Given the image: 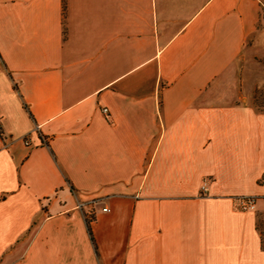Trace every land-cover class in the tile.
<instances>
[{
    "label": "crops",
    "instance_id": "1",
    "mask_svg": "<svg viewBox=\"0 0 264 264\" xmlns=\"http://www.w3.org/2000/svg\"><path fill=\"white\" fill-rule=\"evenodd\" d=\"M261 7L0 0V264H264Z\"/></svg>",
    "mask_w": 264,
    "mask_h": 264
},
{
    "label": "rangeland",
    "instance_id": "2",
    "mask_svg": "<svg viewBox=\"0 0 264 264\" xmlns=\"http://www.w3.org/2000/svg\"><path fill=\"white\" fill-rule=\"evenodd\" d=\"M263 7H261V11L259 13V19L257 22V26H256V33L255 36L257 38H259L260 40L264 39V0H259ZM250 43H248L249 46ZM245 53L241 54V57L239 58V68L237 70L236 73L232 74L233 76L230 77V82L228 84V89L229 86L232 84L233 80L236 79V77L238 78V80L241 79V75L244 76H248L249 78H252L256 81V79H259V83L263 82V74H264V69L262 70V72L260 71L262 68L259 67H255L253 68L252 65L249 64L248 61V57H246ZM246 57V58H245ZM253 68V69H252ZM230 90V89H229ZM252 103L253 105L264 111V93L263 90L260 89H255L254 93H253V99H252ZM257 229L259 230V233L261 234V240L264 244V219L259 217L258 221H257Z\"/></svg>",
    "mask_w": 264,
    "mask_h": 264
},
{
    "label": "built area",
    "instance_id": "3",
    "mask_svg": "<svg viewBox=\"0 0 264 264\" xmlns=\"http://www.w3.org/2000/svg\"><path fill=\"white\" fill-rule=\"evenodd\" d=\"M101 114H103L105 117L108 116L107 110L105 108H101ZM26 144V143H25ZM207 189H206V181H203L200 188H199V194L204 195L206 194ZM254 202L255 199L253 197H238L236 199V208L240 211H252L254 208ZM80 205L77 206L79 208ZM102 211H105V209H102Z\"/></svg>",
    "mask_w": 264,
    "mask_h": 264
},
{
    "label": "trees",
    "instance_id": "4",
    "mask_svg": "<svg viewBox=\"0 0 264 264\" xmlns=\"http://www.w3.org/2000/svg\"><path fill=\"white\" fill-rule=\"evenodd\" d=\"M261 245H262V248L264 249V244H263L262 240H261Z\"/></svg>",
    "mask_w": 264,
    "mask_h": 264
}]
</instances>
